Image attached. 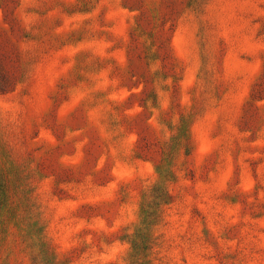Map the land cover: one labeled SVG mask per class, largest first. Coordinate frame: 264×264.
Listing matches in <instances>:
<instances>
[{"label": "rangeland", "instance_id": "374dc122", "mask_svg": "<svg viewBox=\"0 0 264 264\" xmlns=\"http://www.w3.org/2000/svg\"><path fill=\"white\" fill-rule=\"evenodd\" d=\"M0 264H264V0H0Z\"/></svg>", "mask_w": 264, "mask_h": 264}]
</instances>
